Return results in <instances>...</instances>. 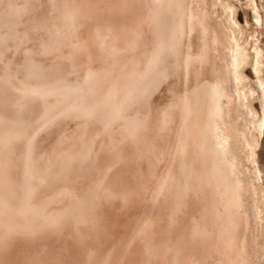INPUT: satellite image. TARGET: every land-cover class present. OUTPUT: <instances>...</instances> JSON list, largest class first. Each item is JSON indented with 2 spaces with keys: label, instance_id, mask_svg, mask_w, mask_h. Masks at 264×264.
I'll return each instance as SVG.
<instances>
[{
  "label": "bare ground",
  "instance_id": "obj_1",
  "mask_svg": "<svg viewBox=\"0 0 264 264\" xmlns=\"http://www.w3.org/2000/svg\"><path fill=\"white\" fill-rule=\"evenodd\" d=\"M263 146L264 0H0V264H264Z\"/></svg>",
  "mask_w": 264,
  "mask_h": 264
},
{
  "label": "rangeland",
  "instance_id": "obj_2",
  "mask_svg": "<svg viewBox=\"0 0 264 264\" xmlns=\"http://www.w3.org/2000/svg\"><path fill=\"white\" fill-rule=\"evenodd\" d=\"M240 20L242 22H244V16H243V11L242 10L240 11ZM250 22L252 24V27H256V23L254 22V20L252 19V17H250ZM262 151H264V146H263V150ZM262 156L264 157V153L262 154ZM262 163L264 164V161Z\"/></svg>",
  "mask_w": 264,
  "mask_h": 264
}]
</instances>
